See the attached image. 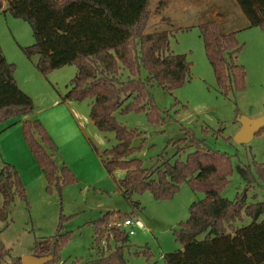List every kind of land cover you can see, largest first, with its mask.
<instances>
[{
  "label": "rangeland",
  "instance_id": "374dc122",
  "mask_svg": "<svg viewBox=\"0 0 264 264\" xmlns=\"http://www.w3.org/2000/svg\"><path fill=\"white\" fill-rule=\"evenodd\" d=\"M112 1L116 2L115 15L122 21H132L144 0ZM212 5L201 6L199 0H151L153 15L147 32L170 33L171 52L186 55L193 64L192 79L173 93L157 84L151 87L153 103L159 110L157 122L150 120L145 111L117 112L114 116L136 133L131 145L136 150L129 159H138L145 168H152L162 162L158 161L160 157L173 162L183 145L174 142L185 137L205 140L208 147L232 160L233 175L222 198L233 201L238 193L246 192L248 205L264 203V131L249 144L234 141L240 117L264 116V31L260 27L244 29L248 19L236 2L228 0L225 8H220L230 20L224 30H239L237 39L244 47L238 63L246 72L245 90L226 95L207 59L198 27L211 20ZM82 25L83 22H73L76 32L67 24L62 28L84 36L77 31ZM103 31L105 37L118 36L111 23H104ZM34 43L28 22L0 12V47L7 61L16 65L19 88L33 99L30 118L42 122L56 144V163L68 167L76 182L62 191L56 187L48 190L45 176L24 140L22 123L16 119L0 122V172L5 164L16 168L26 195V201L14 199L6 220L0 216L2 243L11 251V257L22 259L35 255L37 242L68 235V241L50 264H85L100 257L93 249L92 222L113 211L131 215L145 228L135 230L130 237L125 250L127 264H167L164 255L183 249L173 230L189 218L190 206L204 195L183 183L171 199L158 201L145 192L134 194L129 201L117 188L126 171L119 168L109 174L102 161L104 151L117 144L115 133L101 132L95 126L90 118V101L64 100L76 67L65 66L44 77L36 68V58H28L23 50ZM142 76H147L145 71ZM4 203L0 193V210ZM263 219L264 216L259 221ZM251 223L252 219L243 214V221L235 225ZM101 247L106 248V243Z\"/></svg>",
  "mask_w": 264,
  "mask_h": 264
},
{
  "label": "trees",
  "instance_id": "16d2710c",
  "mask_svg": "<svg viewBox=\"0 0 264 264\" xmlns=\"http://www.w3.org/2000/svg\"><path fill=\"white\" fill-rule=\"evenodd\" d=\"M233 1L248 19L244 29L260 27L264 31V0ZM150 3L142 1L132 21H122L115 15L116 2L112 0H0V12L30 24L35 43L23 50L28 58H36V68L44 77L65 66L76 67L64 100L90 101V118L95 126L101 132L115 133L117 144L104 151L102 161L109 174L119 168L126 171L117 188L129 201L134 194L145 192L158 201L168 200L183 183L204 195L190 206L189 218L173 230L183 249L164 255L167 264H264V219L259 221L264 216V203L248 205L246 192L238 193L233 201L222 198L233 175L227 154L208 147L205 140L185 137L174 142L183 145L173 162L160 157V164L145 168L140 160L129 159L136 150L131 146L136 133L121 125L115 113L145 111L157 122L159 110L153 103L151 87L157 84L173 93L192 79L193 64L186 55L171 52L170 33L147 32L153 15ZM217 10L219 19L212 17L198 26L205 53L223 93L243 92L246 72L238 57L244 45L237 39L239 30H224L230 20ZM75 21L83 22L77 31L84 36L62 28L67 24L75 31ZM104 23H111L118 36L105 37ZM15 72L16 65L7 61L0 47V122L16 119L22 123L24 140L45 176L48 190L56 187L62 191L76 182L75 176L68 167L56 163V144L42 122L30 118L34 102L19 88ZM0 193L5 202L0 216L6 220L15 198L26 201L20 175L9 164L0 172ZM243 214L252 223L238 227L235 224L243 221ZM130 216L111 211L92 222L93 249L100 257L85 264H127L125 250L131 236L110 229L108 224ZM68 239V235H57L37 242L35 256L53 255L54 261ZM103 242L106 248L101 247ZM0 264H22L21 258L11 257L1 239Z\"/></svg>",
  "mask_w": 264,
  "mask_h": 264
},
{
  "label": "water",
  "instance_id": "95a60500",
  "mask_svg": "<svg viewBox=\"0 0 264 264\" xmlns=\"http://www.w3.org/2000/svg\"><path fill=\"white\" fill-rule=\"evenodd\" d=\"M240 129L234 136L237 144H249L264 129V116L257 119H250L242 116L238 119ZM22 264H48L53 261V255L38 257L35 255L26 256Z\"/></svg>",
  "mask_w": 264,
  "mask_h": 264
},
{
  "label": "built area",
  "instance_id": "2783aa9c",
  "mask_svg": "<svg viewBox=\"0 0 264 264\" xmlns=\"http://www.w3.org/2000/svg\"><path fill=\"white\" fill-rule=\"evenodd\" d=\"M110 229L126 232L129 236L135 235V230H144L143 223L138 219L127 218V219H118L115 218L111 220L108 224Z\"/></svg>",
  "mask_w": 264,
  "mask_h": 264
},
{
  "label": "crops",
  "instance_id": "0c3cea01",
  "mask_svg": "<svg viewBox=\"0 0 264 264\" xmlns=\"http://www.w3.org/2000/svg\"><path fill=\"white\" fill-rule=\"evenodd\" d=\"M200 2H201V6H203V5H211V4H213L212 6H211V8L213 9L215 6H217L218 5V8L217 7H215V9L216 10H214V12H212L210 15H211V17H213V18H218V13H219V10H217V9H220L221 7L222 8H225V6L227 5V2H228V0H199ZM231 2H234L233 0H231ZM215 5V6H214ZM211 9V10H212ZM219 19V18H218ZM17 83H18V80H17Z\"/></svg>",
  "mask_w": 264,
  "mask_h": 264
}]
</instances>
